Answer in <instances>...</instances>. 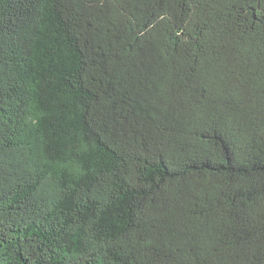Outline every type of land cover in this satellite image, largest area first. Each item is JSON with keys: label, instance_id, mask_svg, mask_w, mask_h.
I'll return each mask as SVG.
<instances>
[{"label": "trees", "instance_id": "obj_1", "mask_svg": "<svg viewBox=\"0 0 264 264\" xmlns=\"http://www.w3.org/2000/svg\"><path fill=\"white\" fill-rule=\"evenodd\" d=\"M0 264H264V0H0Z\"/></svg>", "mask_w": 264, "mask_h": 264}]
</instances>
